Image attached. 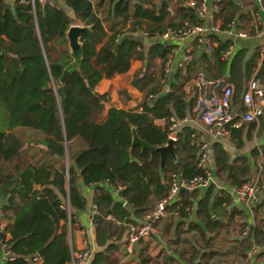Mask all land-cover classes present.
Returning a JSON list of instances; mask_svg holds the SVG:
<instances>
[{"label":"trees","instance_id":"trees-1","mask_svg":"<svg viewBox=\"0 0 264 264\" xmlns=\"http://www.w3.org/2000/svg\"><path fill=\"white\" fill-rule=\"evenodd\" d=\"M58 2L56 7H52L33 0L31 8L28 0H15L11 5L0 0V197L8 195L7 205L0 208V213L10 220L6 228L9 248L14 256L12 261L5 263L28 264L27 259L36 256L40 260L38 264H64L69 260L70 251L64 232L57 230L59 222L66 218L62 205L65 196L70 207L81 209L84 206L76 186L78 174L83 184L105 181L113 186L120 185V197L130 206L128 211L121 200H114L101 188L94 195L93 203L97 209L93 217L94 238L102 248L93 254L90 264H116L115 253L126 223L133 221V217H138L165 194L168 173L180 171L189 176L196 172L195 153L188 145L191 130L187 126L177 132L178 138L173 143L176 159L173 161L170 156H165L161 176L157 170L156 152L149 153L134 145L131 148L132 159L128 155L131 128L148 144L161 145L166 139L167 123L160 128L153 120L162 118L167 121L169 115L179 118L189 111L191 97L184 95L182 86L194 70L189 65L178 68L173 81L169 82V89L160 94L151 65L154 58L165 59L170 48L168 45L154 42L144 51L137 39L119 36L116 32L107 34L91 0ZM261 3L264 7V0ZM128 9V0H114V15L123 20ZM180 9L191 22L193 16L188 7L180 5ZM238 10L232 0H222L214 15L230 21ZM156 13L154 5L138 2L131 7L130 14L135 17L132 24L144 18L160 25L166 15L165 6L159 5ZM70 24L89 28L79 36L81 56L77 67L70 70L60 83L58 79L71 61L65 37ZM169 25L174 26L175 23ZM224 47L222 43L212 53L216 69L224 65L225 61L219 56ZM133 59L139 60L140 66L132 73L130 84L138 90L151 84L146 92L155 95L154 99L144 100L139 111L109 107L104 118L98 121L101 101L106 96L95 92L94 86L103 77L125 73ZM60 85H63V90H60ZM15 126L41 131L45 151L58 157L63 154L65 142L79 139L83 147L71 155L73 166L67 168V178L62 169H52L51 165H21V142L6 132ZM218 152L216 163L219 164L222 155L221 164H224V153ZM239 160L238 177H241L246 173V162L243 158ZM244 181L245 178L234 179L233 182L239 185ZM34 184L38 185L37 189L33 188ZM196 191H180L178 196H184V199L178 204L190 207ZM211 195L212 186L209 184L194 203L198 222L175 221L173 237L167 235L168 241H176L184 222L187 230H197L202 238H205V231L199 222L206 231L220 225L208 211ZM222 202L223 199L217 198L213 205L215 207ZM167 225L172 226L173 220ZM261 235V229L256 226L254 241L259 242ZM38 249H41L39 253ZM190 249L192 259L197 249L192 245ZM211 254L207 252V255ZM137 257L138 264H176L166 250L151 257L143 248Z\"/></svg>","mask_w":264,"mask_h":264},{"label":"crops","instance_id":"crops-1","mask_svg":"<svg viewBox=\"0 0 264 264\" xmlns=\"http://www.w3.org/2000/svg\"><path fill=\"white\" fill-rule=\"evenodd\" d=\"M2 1L11 5L15 0ZM142 1L147 5H154L155 15L157 14L156 10L159 5L165 6L166 15L161 19L160 25L144 18L139 20V23L134 22L132 24L135 21V17H132L130 14L131 7ZM201 1L128 0V13L126 18L122 20L119 15L113 14L114 0H91L93 8H96L97 11L96 16L100 19L102 27L107 34L116 32L119 36L122 34L137 39L140 41L144 51L154 42H160L170 47L165 58H169L171 61L170 73H172V78L168 77L167 84L160 82L161 68L164 60L154 58L151 65L153 66L154 78L160 94L169 89V82L173 81L174 72L178 68L189 65L194 72L186 81L196 77L197 73H201L208 80H220L217 90L223 86L230 87V107L231 112L235 115L231 121L232 124L227 127V133L213 141L212 152L209 154L207 161L211 176L209 184L212 186V195L209 198L207 207L213 219L220 225L212 231H206L205 226L199 222L200 227L205 231V238H202L197 230L193 228L187 230V223L184 222L181 227L183 230L177 234L176 241L167 240V235H169V238L173 237L172 229L177 221L184 219L198 222L195 213L194 217L191 218V209H195L194 203L197 199L201 198L207 185L196 188V195L191 200L192 205H190V212L186 216V219L181 218L185 217L184 215H179L176 218L170 217L162 221L158 226L157 233L142 241L135 249V253L126 257L121 264H138L137 255L143 248L146 249V253L151 257L162 253V250H166V253L175 259L176 264H264V247L259 248L253 254L249 251L251 244L255 242L253 232L256 226H259L262 232L260 241L264 237V192H257V199L254 203H251L249 208L242 201L232 199V194L230 193L235 184L233 182L234 179L245 178L244 182L252 181L255 178L258 180L264 179V118L250 122L241 121L239 118V113L242 112L241 94L248 83L253 81L264 91V7L261 0H232L239 7V10L230 21H223L221 15H214L218 10V4L222 0H204V12L202 15H198L196 8ZM187 2H191L192 5L187 4ZM180 5L188 7L189 12L193 16L191 22L196 21L203 25L216 24L220 27H224L226 23L232 22V31H244L246 32V36L238 37L224 33H210L209 37L214 42L210 53L205 52L201 46L195 47L192 36L172 39H162L154 36L153 33L161 32L165 27L171 26L169 23H175L172 26L175 27L182 21H189L184 17L185 13L180 9ZM148 30L151 31L148 32ZM222 43L225 44V47L219 51V56L220 60L225 62L220 69H216L212 53ZM226 49L229 50V53L223 57L222 53ZM186 52L190 53L191 61L178 66V61H180ZM139 66V60H130L128 70L125 73L103 77L96 83L94 91L106 96L105 100L101 101L102 111L100 112L98 121L104 118L106 110L109 107L140 110V105L147 95L146 89L151 84H148L143 90H138L130 84L131 75ZM184 83L182 86L184 95L191 97L192 106L195 89L191 86L188 90H185ZM191 106L185 114H192L190 112ZM192 117L193 119L188 123L182 124L180 129L183 126H187L191 130L190 133L196 132L202 138L211 140V136L206 128L194 116ZM153 123L162 128L165 121L162 118H158L154 119ZM29 128L15 126L6 131L10 132L21 142V165H40L42 163L51 165L52 169H62L66 177L67 168L73 166L71 155L81 149L83 143L76 138L65 142L63 154L61 157H58L45 151V147L41 143L44 134L39 130L36 131V129ZM70 145L73 147L71 148ZM218 150L224 153V164H221L222 155L219 157V164L216 163L215 159L216 155L218 156ZM240 158H243L246 162V173L238 177ZM76 186L79 195L84 200V206L81 209L70 207L67 196H65L62 199V205L66 210V218L59 222L57 231L64 232L70 256L80 250L84 246L83 241H85L93 257V254L102 248L95 242L93 218H90V207L94 202V195L97 193V189L101 188L107 191L114 200H121L122 205L125 201L122 200L119 192L113 185L103 181L93 184H83L76 177ZM33 188L37 189L38 185L34 184ZM6 196L8 199V195ZM183 197L178 196L176 203L181 202ZM217 198L223 199V202L214 207L213 204ZM132 217L130 216L131 219ZM138 217H133V221L137 220ZM0 219L4 220L6 224L10 221L1 213ZM170 220H173L172 226L167 225ZM124 234L125 230L120 239L119 249L115 253L117 258L116 264L122 254ZM164 234L165 240L163 239ZM191 245L197 249L195 257L192 259H190ZM208 251L212 252V254L207 255ZM29 259H27V262L31 264L29 263ZM39 262L40 260L34 264H38ZM68 262L69 260L64 264H69ZM1 264L6 263L2 261Z\"/></svg>","mask_w":264,"mask_h":264},{"label":"built area","instance_id":"built-area-1","mask_svg":"<svg viewBox=\"0 0 264 264\" xmlns=\"http://www.w3.org/2000/svg\"><path fill=\"white\" fill-rule=\"evenodd\" d=\"M28 1L31 8H33V0ZM37 2L47 3L49 6L56 7L55 3L50 0H37ZM203 2L204 0L196 8L198 15H202L204 12ZM187 4L192 5L191 2H187ZM210 33H224L238 37L246 36V32L244 31L233 32L232 22L226 23L224 27H220L216 24L203 25L196 21L189 22L186 20L175 27L167 26L163 31L153 33V35L162 39L192 36L195 47L201 46L205 52L210 53L214 46V42L209 37ZM228 53V49L223 51V57L228 55ZM189 61H191V55L189 52H186L177 64L181 66ZM170 68L171 61L169 58H165L160 74V82L162 84H167ZM219 83L220 80H208L201 73H197L196 77L184 83L185 90H188L191 86L195 89L190 110L192 114H185L179 118L169 115L167 121L165 120L167 123L165 138L170 139L174 143L178 138L177 132L180 130L181 125L190 122L193 119L192 116H194L209 132L211 140L202 138L196 132L189 134L188 145L195 153L194 168L196 172L189 176L183 175L180 171L168 173L165 194L155 200L149 209L142 212L137 220L126 223L122 254L117 264H121L126 257L133 255L135 249L142 241L157 233L158 226L162 221L170 217L176 218L179 215L186 217L189 215L190 207L188 205L181 207L176 203L180 189L190 191L204 187L211 182L207 161L209 154L212 152V143L227 133V127L232 124L231 121L235 116L231 112L230 107L231 89L229 86H223L217 90ZM154 97L155 95L147 94L144 100L151 101ZM241 105L242 112L239 113L241 121H258L260 118H264V91L253 81H250L241 94ZM114 187L118 192L121 189L120 185H115ZM258 191L264 192V179L258 180L255 178L249 182L233 185L230 193L232 194V199L242 201L249 208L251 203L256 201ZM96 214L97 209L93 203L90 207V218L92 219ZM6 225L5 221L0 219V264L2 261L9 262L14 259L8 244L9 232ZM83 244L84 246L80 250L71 254L69 264H89L92 252L86 246L85 241H83ZM261 247H264V237L258 243L253 242L249 251L253 254ZM38 261L39 258L37 256L29 259V263L31 264Z\"/></svg>","mask_w":264,"mask_h":264},{"label":"water","instance_id":"water-1","mask_svg":"<svg viewBox=\"0 0 264 264\" xmlns=\"http://www.w3.org/2000/svg\"><path fill=\"white\" fill-rule=\"evenodd\" d=\"M88 26H82V25H78V24H70L68 26V28L65 31V37H66V41H67V47H68V51H69V56L71 57V61L68 63V65L63 69L60 77H59V82L62 83L63 80L66 78V76L68 75V72L72 69H75L77 67V64L80 60V56H81V50H80V42H79V36L81 34V32H83L84 30L88 29ZM115 49V47H114ZM170 79L172 78V73H170ZM47 87V84H44V88ZM60 90H63V85H60ZM264 108V106H263ZM134 145H138L140 147V149H146L149 153L152 152H156L158 155V173L161 176L162 172L164 170L165 167V156L168 155L170 156L173 161H175L176 157L173 151V142L170 139H165L164 143L161 145H157V146H152L150 144H148L147 142H145L144 140L140 139L133 128H131V140H130V145L128 147V155L129 158L132 159L131 157V148ZM78 180H81L80 176L77 175ZM184 190V189H180ZM7 204V196L5 197H0V208L4 205ZM124 207L130 211V206L124 202L123 203ZM194 213H195V209L192 208L191 209V218L194 217ZM41 249H38L37 253L40 252Z\"/></svg>","mask_w":264,"mask_h":264},{"label":"rangeland","instance_id":"rangeland-1","mask_svg":"<svg viewBox=\"0 0 264 264\" xmlns=\"http://www.w3.org/2000/svg\"><path fill=\"white\" fill-rule=\"evenodd\" d=\"M50 1H52L53 3H55V5H58V3H59V2H58L59 0H50ZM78 25H80V24H78ZM27 128H29V127H27ZM29 129H33V128H29ZM36 131H37V130H36ZM70 147L72 148L73 146L70 145ZM163 237H164L163 239L165 240V234H164Z\"/></svg>","mask_w":264,"mask_h":264}]
</instances>
